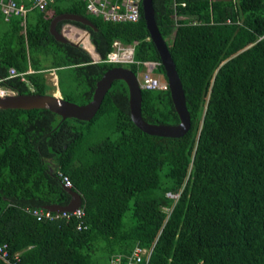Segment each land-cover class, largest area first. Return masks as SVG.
<instances>
[{"label": "trees", "instance_id": "16d2710c", "mask_svg": "<svg viewBox=\"0 0 264 264\" xmlns=\"http://www.w3.org/2000/svg\"><path fill=\"white\" fill-rule=\"evenodd\" d=\"M152 8L189 114L183 136L138 130L122 80L111 83L88 121L0 109V244L19 253L21 264H101L93 256L99 244L107 261L137 244L152 248L148 264H264V0H152ZM32 11L23 32L18 18L0 15V78L14 93L44 94L47 63L69 71L77 100L61 97L87 103L113 65L92 63L90 55L103 59L114 40L133 45L134 60L156 63L152 74L165 80L139 4L136 22L87 15L83 0ZM61 13L96 28L56 24L57 31L70 23L88 32L70 36L83 49L49 34L50 19ZM10 67L32 73L25 81L7 77ZM140 114L151 124L178 123L168 90H141ZM98 118L111 135L88 141ZM58 173L80 195L84 229L76 230L73 217L36 221L25 211L68 203Z\"/></svg>", "mask_w": 264, "mask_h": 264}, {"label": "water", "instance_id": "95a60500", "mask_svg": "<svg viewBox=\"0 0 264 264\" xmlns=\"http://www.w3.org/2000/svg\"><path fill=\"white\" fill-rule=\"evenodd\" d=\"M139 5L148 38L155 48L159 59V65L164 73L165 81L168 86L169 98L178 117V123L174 125L151 124L144 121L140 114L141 90L138 87L136 75L130 69L121 66L111 67L101 75L95 82L91 99L85 104L79 105L64 100L61 96L54 94H20L13 92L0 97V109H45L58 115L61 120L74 118L81 121H88L96 114L102 98L109 89L111 83L115 80H122L127 88L129 118L138 130L150 136L164 138H179L183 136L189 129V114L185 107V99L180 79L166 44L160 36L154 22L152 0H139ZM62 21L78 23L94 31L96 30L88 19L78 14L61 13L53 16L48 24L49 34L58 42L69 43L76 47L82 48L80 44L69 41L61 31L56 30V24ZM64 189L70 196L66 205L51 204L43 208L54 212H71L79 208L81 205L80 195L69 188Z\"/></svg>", "mask_w": 264, "mask_h": 264}, {"label": "built area", "instance_id": "2783aa9c", "mask_svg": "<svg viewBox=\"0 0 264 264\" xmlns=\"http://www.w3.org/2000/svg\"><path fill=\"white\" fill-rule=\"evenodd\" d=\"M85 3L86 12L94 17H99L107 22H136L139 17L138 4L139 0H83ZM53 0H30L28 6L23 2L16 0H0V15L5 22L10 18L16 17L19 19V25L22 32L25 28V16L29 10H44ZM183 6V4H181ZM91 62H104L107 64H132L138 68L135 74L137 84L140 90H168L165 80L152 74L156 63L150 61L139 62L133 59V45L122 44L117 40L112 41L111 50L102 59L96 53L90 55ZM32 73V70L27 69L25 72L18 73L12 67L7 70V77L19 76L22 81L24 75ZM5 78H0V97L13 93V90L2 85ZM58 177L64 188L70 187V181L66 175L58 173ZM36 221L53 222L59 219L69 220L75 218L76 230L85 228L83 224L84 211L81 207L74 211L54 212L44 208L25 209ZM152 248H144L139 245H134L132 249L126 253H116L110 256L108 264H148ZM0 259L6 264H21L19 253L11 254L7 249L6 244H0Z\"/></svg>", "mask_w": 264, "mask_h": 264}, {"label": "rangeland", "instance_id": "374dc122", "mask_svg": "<svg viewBox=\"0 0 264 264\" xmlns=\"http://www.w3.org/2000/svg\"><path fill=\"white\" fill-rule=\"evenodd\" d=\"M87 14V13H86ZM35 15L36 12L29 10L25 16V20L27 23H33L35 20ZM89 15V14H87ZM5 27V23L1 22L0 20V28H4ZM60 31L62 32V34L71 42H74L72 40V38L70 37L73 33H82V32H86L85 30L74 26L70 23H64L61 26ZM87 33V32H86ZM88 35V34H87ZM90 55V54H89ZM115 66H121L126 68V64H116V65H112V67ZM50 67L47 63L44 64V66H42V68H44L43 71V75L46 78V83L45 86L43 88V93L44 94H51L52 92H54L56 89L59 91L60 96L61 94L64 96L66 94L67 97L71 100H77L76 98L72 97L73 93L72 91H70V82L68 80V70L65 69V67H58V68H50V69H45ZM52 72V75H50L49 73ZM52 78V79H51ZM58 80L60 81V86L58 85ZM89 132L88 134L86 133L85 136L87 138L88 141H93V140H97L103 136H110L111 135V129L110 127L107 125V123L105 122L104 118H98L90 127H89ZM99 246L101 247V244H99ZM98 247L95 252L93 253V256L97 257L99 262L101 264H106L108 263L106 255L107 252Z\"/></svg>", "mask_w": 264, "mask_h": 264}, {"label": "crops", "instance_id": "0c3cea01", "mask_svg": "<svg viewBox=\"0 0 264 264\" xmlns=\"http://www.w3.org/2000/svg\"><path fill=\"white\" fill-rule=\"evenodd\" d=\"M84 41L82 40V38H81V40H80V43H83ZM89 54V53H88ZM91 57V56H90ZM50 75H52V72H50L49 73ZM52 79V78H51ZM51 94H54V95H59L60 96V93H59V91L56 89L54 92H52Z\"/></svg>", "mask_w": 264, "mask_h": 264}, {"label": "bare ground", "instance_id": "6f19581e", "mask_svg": "<svg viewBox=\"0 0 264 264\" xmlns=\"http://www.w3.org/2000/svg\"><path fill=\"white\" fill-rule=\"evenodd\" d=\"M57 95V94H56Z\"/></svg>", "mask_w": 264, "mask_h": 264}]
</instances>
